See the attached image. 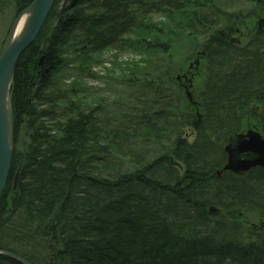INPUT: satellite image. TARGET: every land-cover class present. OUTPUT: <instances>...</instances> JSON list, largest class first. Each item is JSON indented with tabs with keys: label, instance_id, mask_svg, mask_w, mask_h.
<instances>
[{
	"label": "trees",
	"instance_id": "16d2710c",
	"mask_svg": "<svg viewBox=\"0 0 264 264\" xmlns=\"http://www.w3.org/2000/svg\"><path fill=\"white\" fill-rule=\"evenodd\" d=\"M212 1L69 0L59 9L65 0H55L13 75L0 250L30 264H264L256 232L264 233V170L220 172L224 145L253 106L264 138V0L238 11H217ZM32 2L0 0V7L11 3L19 13ZM143 8L158 9L163 20L153 22ZM233 35L245 40L233 43ZM201 37L192 51L203 56L204 77L190 111L170 86L181 69L171 49ZM64 48L81 71L104 49L147 52L122 84L133 85L139 104L136 87L151 98L115 112L117 101L108 114L74 83L40 95L63 65ZM252 220L261 225L251 228Z\"/></svg>",
	"mask_w": 264,
	"mask_h": 264
},
{
	"label": "rangeland",
	"instance_id": "374dc122",
	"mask_svg": "<svg viewBox=\"0 0 264 264\" xmlns=\"http://www.w3.org/2000/svg\"><path fill=\"white\" fill-rule=\"evenodd\" d=\"M155 1V0H149ZM253 0H213L214 7L221 8L226 11H238V10H248L253 7ZM69 0H65V3L61 2L59 5V9L62 7L65 8L69 4ZM136 14H141V11L137 10V7H130ZM148 10V8H143V11ZM148 14L151 16V20L153 22H161L163 20L162 15H160L159 10H148ZM218 11V10H217ZM21 12L17 13V9L9 3L8 6L0 7V48L5 40L6 36L9 34L11 27L13 26L15 19ZM259 20L255 21V28H262V26L258 25ZM253 25V26H254ZM225 36V34H223ZM237 39H241V42L245 40L244 37H240L239 35L235 36ZM202 37L197 41L185 40L182 46L172 45L171 54L176 58V61L173 63L174 67L177 68L180 66L179 75H176L177 72L172 76L171 81L174 84L170 83L171 89L177 94H180L182 104L185 107H182L185 110H190L189 106L195 107L197 103V96L201 89L203 77H204V61L203 56L198 55L197 52H193V42L197 43V49L199 45L202 43ZM65 53L63 59V65L60 66L55 72L51 74L49 87L42 86L39 88V94L52 92V88L63 89V87L67 84H76V86L82 91L80 96L88 101L92 102L94 100V105H101L104 107V110H107L108 114H111L113 110L116 109V106H112L113 103L121 100V107L117 108L115 112L122 110H126L127 107H135L141 108L144 106L141 101L143 99H150V96H146L145 91L141 90L139 87H136V90L142 94L143 99L137 98L140 101L135 102L133 98H131V90L133 85L124 86L122 81L126 76L132 75L138 68L142 67V63L146 60L145 56L147 52L138 51L137 49H104L98 53H94L89 56V62L87 65H84L81 71V67L79 66V61L73 59L71 60L70 50L68 48H64L62 50ZM178 58V59H177ZM145 63V62H144ZM173 64L171 66H173ZM192 65L193 78L191 84L189 82H185L184 79L180 77V75L184 74L188 67ZM175 71V70H174ZM177 77V78H176ZM178 77H180L178 79ZM190 86V87H189ZM180 90V92L177 90ZM36 89V87H35ZM140 89V90H138ZM33 92V91H32ZM54 92V91H53ZM34 93V92H33ZM38 96V95H37ZM36 96V97H37ZM172 96V95H171ZM131 98V100H130ZM156 98V97H154ZM37 98L34 100L36 105ZM124 104V106L122 105ZM141 105V106H140ZM43 106H41L42 108ZM258 107L253 106V113H250L249 118L246 120L244 124V129L240 133H245L250 129H255V119ZM191 111V110H190ZM115 116L118 117V114L115 113ZM192 134V133H191ZM191 134H188L191 138ZM251 228H258L261 225L257 220L251 221ZM251 240L256 241L259 240L257 235L250 236ZM258 247V246H257ZM5 253H10L4 250H0ZM12 254V253H10ZM15 255V254H13ZM1 258V256H0Z\"/></svg>",
	"mask_w": 264,
	"mask_h": 264
},
{
	"label": "water",
	"instance_id": "95a60500",
	"mask_svg": "<svg viewBox=\"0 0 264 264\" xmlns=\"http://www.w3.org/2000/svg\"><path fill=\"white\" fill-rule=\"evenodd\" d=\"M55 0H33V2L23 10L15 19L9 34L12 33L20 17L28 12V18L24 25L25 31L17 42L18 49L10 52L9 47L1 50L0 54V194L3 191L9 178L14 130L12 110L10 103V88L13 80L15 67L22 53L31 46L37 39L39 32L44 25L46 18L51 11ZM8 34V35H9ZM231 139H237L233 142L237 144L236 152L229 156L228 162L220 170L229 171L236 175H243L251 168L259 166L264 169V138L257 130H248L245 133H239L232 136ZM232 144V143H231ZM226 151L228 152V148ZM244 155L243 158H240ZM1 258L12 260L17 264H30L23 258L0 251Z\"/></svg>",
	"mask_w": 264,
	"mask_h": 264
},
{
	"label": "bare ground",
	"instance_id": "6f19581e",
	"mask_svg": "<svg viewBox=\"0 0 264 264\" xmlns=\"http://www.w3.org/2000/svg\"><path fill=\"white\" fill-rule=\"evenodd\" d=\"M28 12H26V13H24L21 17H20V19H19V21L17 22V24L15 25V27H14V29H13V31H12V33L11 34H9V35H7L6 36V38H5V40L3 41V43H2V45H1V48H0V54H1V50L3 49V48H5V47H9V51L10 52H15L17 49H18V46L16 45L17 44V42L19 41V39L22 37V35H23V33H24V31H25V27H24V25H25V23H26V21H27V18H28ZM26 51V50H25ZM24 51V52H25ZM23 52V53H24ZM22 53V54H23ZM22 56V55H21ZM20 59V58H19ZM9 96H10V94H9ZM250 130H256V129H250ZM237 139H234V141H236ZM233 139H231V138H229L227 141H226V143H225V145H224V153H225V157H226V161H225V164L228 162V153H229V156L232 154V153H234V152H236V150H237V144L236 143H234L233 144ZM232 143V144H231ZM231 144V146L228 148V152L226 151V147L227 146H229ZM244 157V155H241L240 156V158H243ZM256 167H259V166H256ZM256 167H253V168H256ZM259 168H262V167H259ZM252 169V168H251ZM263 169V168H262ZM264 170V169H263ZM256 232H258V233H260L262 236H264V233H261V232H259V231H256ZM247 242L249 243V244H254L256 241H253V240H251V239H247Z\"/></svg>",
	"mask_w": 264,
	"mask_h": 264
},
{
	"label": "flooded vegetation",
	"instance_id": "af4514ba",
	"mask_svg": "<svg viewBox=\"0 0 264 264\" xmlns=\"http://www.w3.org/2000/svg\"><path fill=\"white\" fill-rule=\"evenodd\" d=\"M191 68H192V65H190L189 69L182 76L184 79H188L189 82H191L193 78V75H192L193 73H191L192 72Z\"/></svg>",
	"mask_w": 264,
	"mask_h": 264
}]
</instances>
